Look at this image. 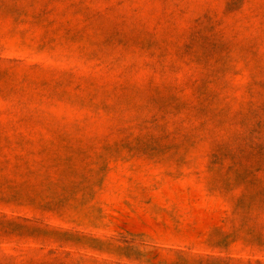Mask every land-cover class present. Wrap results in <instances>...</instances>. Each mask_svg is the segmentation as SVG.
I'll return each mask as SVG.
<instances>
[{
    "label": "rangeland",
    "instance_id": "1",
    "mask_svg": "<svg viewBox=\"0 0 264 264\" xmlns=\"http://www.w3.org/2000/svg\"><path fill=\"white\" fill-rule=\"evenodd\" d=\"M0 264H264V0H0Z\"/></svg>",
    "mask_w": 264,
    "mask_h": 264
}]
</instances>
